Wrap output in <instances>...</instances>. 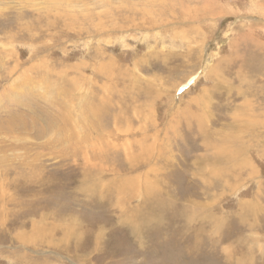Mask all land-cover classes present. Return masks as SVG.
I'll list each match as a JSON object with an SVG mask.
<instances>
[{"label": "rangeland", "instance_id": "1", "mask_svg": "<svg viewBox=\"0 0 264 264\" xmlns=\"http://www.w3.org/2000/svg\"><path fill=\"white\" fill-rule=\"evenodd\" d=\"M33 1L0 0V264H264V0Z\"/></svg>", "mask_w": 264, "mask_h": 264}, {"label": "bare ground", "instance_id": "2", "mask_svg": "<svg viewBox=\"0 0 264 264\" xmlns=\"http://www.w3.org/2000/svg\"><path fill=\"white\" fill-rule=\"evenodd\" d=\"M38 0H34L33 1V3L34 2H37ZM252 1V0H251ZM254 1V0H253ZM259 1H261L262 2V0H259ZM20 2L22 3V4H25V5H27L28 3H30L31 2V0H20ZM255 2V1H254ZM253 2V3H254ZM244 4V3H243ZM245 5V4H244ZM252 6V5H251ZM254 6V5H253ZM254 11V10H253ZM258 11V10H257ZM29 15V14H28ZM250 37V36H249ZM247 38V37H246ZM255 42V41H254ZM237 44V43H236ZM11 45H13V44H11ZM4 56V55H3ZM6 57V56H5ZM4 58V57H3ZM16 65H15V63H14V65H13V67H15ZM101 69V68H100ZM23 75H24V73H23ZM22 78V77H21ZM18 80V79H17ZM17 80H14L13 82H12V84H11V86H16V81ZM29 80V79H28ZM65 81H67V80H65ZM28 82V81H27ZM36 81L34 80V83L31 81L30 83H23V85L22 86H18V88L20 89V91H21V94H20V99L19 100H22V101H20V102H18V101H13V102H15L16 104H18V103H20V105H22V104H26L27 102H29V103H32V102H39L40 104L42 103V102H45V104H47V105H50V106H52V105H55V104H57L59 101H57V97H58V94H56L53 90L52 91H48V89H49V87H51V85H49V83H48V86H46V87H43L44 85H45V83H44V81H42L41 83H35ZM66 83V82H65ZM22 84V83H21ZM9 86V85H8ZM10 90V89H9ZM8 90V92H6V93H3L2 94V92H1V94L2 95H6V97L9 95L8 93H10V99L11 98H13L14 96H15V93L14 92H11V91H9ZM76 90L78 91V92H80V88L77 86L76 87ZM5 91H7V90H5ZM50 92L51 94H52V96H53V98H49L48 96H47V94L46 95H44V92ZM64 93L66 94V91H64ZM25 94V95H24ZM76 95V94H75ZM94 96V95H93ZM4 97V96H3ZM64 97V96H63ZM15 99V98H14ZM40 99L41 100H44V101H40ZM46 99L47 100H49V101H51V102H49V101H46ZM63 99V98H62ZM62 99H60V101H62ZM79 99H83L82 97H80ZM65 100L66 101H64V102H62L61 103V105H63V106H65V107H69L71 110L72 109H75V107L72 105V103H71V101H68L66 98H65ZM1 101H2V99H1ZM12 101V100H11ZM11 101H10V103H11ZM13 102H12V104H13ZM7 104H9V103H7ZM11 104V105H12ZM39 104V107H40V109H44L45 107H43L42 105H44L43 103H42V105H40ZM52 104V105H51ZM72 105V106H71ZM9 106V105H8ZM71 106V107H70ZM80 106V105H79ZM14 107V106H13ZM1 108V107H0ZM68 108V109H69ZM96 108V107H95ZM93 108V111H96V112H100L101 110L100 109H98V108ZM2 109V108H1ZM39 110V109H38ZM67 111V110H66ZM77 112V111H76ZM75 113V112H74ZM20 114V113H19ZM68 116V115H67ZM89 117V116H88ZM89 120V119H88ZM100 120V119H99ZM98 121V120H97ZM114 121V120H113ZM62 122L63 123H61V128L62 129H66V128H68L69 126H71V120L68 118V117H63L62 118ZM94 123V122H93ZM97 124V123H96ZM261 125V124H260ZM264 125V124H263ZM98 126V125H97ZM112 126H113V124L111 125V128H112ZM16 127V126H15ZM103 127V126H102ZM101 127V128H102ZM12 128V127H11ZM96 128H98V127H96ZM110 128V127H109ZM93 129V128H92ZM40 131V130H39ZM94 132V131H93ZM99 133H100V131H99ZM104 133H105V131H104ZM104 133L103 134H97V135H94V134H90L89 136H87V137H85L86 138V140L84 141V145L82 144V147H79L78 149H80L81 150V155L83 156V157H85V159H84V163H86L87 165H88V168H90V167H92V166H96V164L95 163H93L92 161H94L95 162V160L94 159H92V161H91V159H88V157H87V152L88 151H91V152H94V151H96V152H99L97 155H98V157H96V158H99V159H101L102 161H100L101 163H99V160H98V166H101L102 167V171H104V172H112V169H109V166L108 165H104V162H103V159H106V158H108L109 157V155L108 154H105L106 152H107V149H106V145L107 146H109V147H114V143L112 142V140H107V139H105L103 136H104ZM46 134H48V133H46ZM88 134V133H87ZM14 135V134H13ZM45 135V134H44ZM43 135V136H44ZM94 136V137H93ZM45 137V136H44ZM99 137V138H98ZM84 138V139H85ZM99 139H101V141L99 140ZM61 140V139H60ZM65 141V140H64ZM76 141V144H74V145H72V146H68L67 145V147H65V145L66 144H68L67 142V140L65 141V142H63V143H61V146L62 147H65L68 151H69V154H71V153H75L78 149H76L77 147H78V143H77V140H75ZM243 146H247V145H243ZM104 149V150H103ZM72 154V155H73ZM83 159V158H82ZM231 159V158H230ZM232 160L234 161V162H237V158H234V157H232ZM246 161V160H245ZM246 164V163H245ZM98 169V168H97ZM6 170V169H5ZM99 171V170H98ZM7 172V171H6ZM92 173V172H91ZM4 174V173H3ZM6 174V173H5ZM8 174V173H7ZM83 174V173H82ZM95 174V173H94ZM90 175V174H89ZM89 175H87L86 174V176H88L89 177ZM99 175H102L103 176V174H99ZM84 176V175H83ZM146 176H148V173H146ZM97 177V176H96ZM101 176H99V178H100ZM104 177V176H103ZM90 178V177H89ZM81 179V178H80ZM85 179H86V177H85ZM88 180V182L90 181V183H91V185H92V183H94L95 181H94V177H93V179L92 180H90V179H87ZM97 180V179H96ZM99 180V179H98ZM20 183V182H19ZM9 184H10V182H9ZM25 185H27V183H25ZM96 185L98 186V182L96 183ZM96 185H92V186H90V187H84L85 188V194H87V196L88 197H92V196H94L93 195V189H96V188H98ZM2 187V186H1ZM32 189V188H31ZM105 189H108V188H106V186H105ZM16 191V190H15ZM25 192V191H24ZM27 192V191H26ZM30 192V191H29ZM18 193H19V191H18ZM24 194H26V193H24ZM30 194V193H29ZM28 194V195H29ZM2 195V194H1ZM5 195V194H4ZM19 195V194H18ZM96 196V195H95ZM19 198V197H18ZM38 198V197H37ZM91 199V198H90ZM10 201V200H9ZM14 204V203H13ZM14 206V205H13ZM159 208H165L166 206H165V204H161V205H159L158 206ZM100 244V243H99ZM98 244V245H99ZM96 247V246H95Z\"/></svg>", "mask_w": 264, "mask_h": 264}]
</instances>
